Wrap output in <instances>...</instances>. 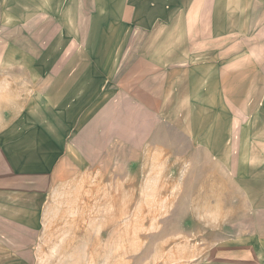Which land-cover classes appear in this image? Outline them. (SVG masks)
Instances as JSON below:
<instances>
[{
    "label": "rangeland",
    "instance_id": "374dc122",
    "mask_svg": "<svg viewBox=\"0 0 264 264\" xmlns=\"http://www.w3.org/2000/svg\"><path fill=\"white\" fill-rule=\"evenodd\" d=\"M125 70L60 107L89 124L59 173H39L37 139H0V264H220L249 236L264 205V111L200 89L208 69L185 90Z\"/></svg>",
    "mask_w": 264,
    "mask_h": 264
},
{
    "label": "crops",
    "instance_id": "0c3cea01",
    "mask_svg": "<svg viewBox=\"0 0 264 264\" xmlns=\"http://www.w3.org/2000/svg\"><path fill=\"white\" fill-rule=\"evenodd\" d=\"M123 67L145 83L164 73L184 90L208 69L200 89L264 111V0H0V139H37L29 154L47 161L39 173H59L69 139L89 124L78 127L60 107L91 77L94 90L101 75L121 80ZM94 97L81 103L92 107ZM49 115L55 125L44 123ZM255 211L249 236L220 264H264V205Z\"/></svg>",
    "mask_w": 264,
    "mask_h": 264
}]
</instances>
